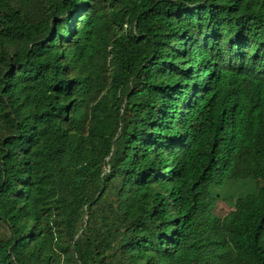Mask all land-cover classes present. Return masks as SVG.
<instances>
[{
	"label": "trees",
	"instance_id": "1",
	"mask_svg": "<svg viewBox=\"0 0 264 264\" xmlns=\"http://www.w3.org/2000/svg\"><path fill=\"white\" fill-rule=\"evenodd\" d=\"M0 264H264V0H0Z\"/></svg>",
	"mask_w": 264,
	"mask_h": 264
},
{
	"label": "rangeland",
	"instance_id": "2",
	"mask_svg": "<svg viewBox=\"0 0 264 264\" xmlns=\"http://www.w3.org/2000/svg\"><path fill=\"white\" fill-rule=\"evenodd\" d=\"M232 211V208L228 205V201H217L215 205V213L219 216H223Z\"/></svg>",
	"mask_w": 264,
	"mask_h": 264
}]
</instances>
